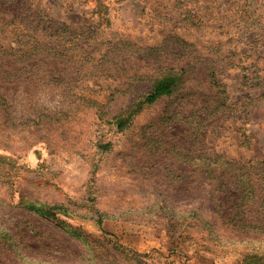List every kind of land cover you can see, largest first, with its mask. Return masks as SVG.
Listing matches in <instances>:
<instances>
[{"label":"rangeland","instance_id":"rangeland-1","mask_svg":"<svg viewBox=\"0 0 264 264\" xmlns=\"http://www.w3.org/2000/svg\"><path fill=\"white\" fill-rule=\"evenodd\" d=\"M17 15L30 16L32 26L42 19L76 28L81 45L92 26L85 49L101 48L97 59L111 43L155 55L69 87L46 81L54 66L0 87V264H128L131 256L148 264H239L264 250L259 187L255 199L237 204L236 191H214L210 173L190 186L189 128L198 120L182 95L147 106L123 130L109 121L160 69L185 68L208 93L213 70L230 109L204 121L197 149L207 165L220 160L225 183L243 170L260 185L264 0H0V45ZM44 27L34 33L52 38ZM133 75L140 80L130 88ZM81 94L107 101L109 115L99 118L88 100L79 104ZM27 201L62 205L70 215L43 217Z\"/></svg>","mask_w":264,"mask_h":264},{"label":"trees","instance_id":"trees-1","mask_svg":"<svg viewBox=\"0 0 264 264\" xmlns=\"http://www.w3.org/2000/svg\"><path fill=\"white\" fill-rule=\"evenodd\" d=\"M28 18H30V16L20 18L17 15L8 21V26L10 27V31H12V35L7 41L0 45V87L4 84L24 83L31 79V75H29V77L26 76L28 73L30 74V72L40 70L43 67L49 68L53 66L54 72L47 70L44 73V77L47 78L46 81L64 83V86L66 85L69 87L73 83L77 84L80 79L85 78V74H91L92 81L94 79H101L97 74H109L110 71L123 70L118 66H122L123 68L125 64L131 65L133 59H139L140 57L150 58L152 60L155 55L154 49L129 51L126 45L123 48H119L118 43L110 42V47L97 59L95 58V54H98L101 48L92 49L89 47L91 49L90 51L85 49L86 45H88V41L91 38H95L96 35L92 26L89 28L88 37L84 39L85 45H81L83 39L77 35L78 29L71 28L65 24L56 26L57 23H53L52 20L45 21L42 19L38 21V26H32V23H30V25L25 22ZM42 24L45 25L44 31L50 33L52 38L45 39L34 33L35 29L42 26ZM46 24L49 25L46 26ZM96 41L97 39H93L94 45H99ZM58 67H61V69H58ZM38 80L41 82L44 78L39 77ZM129 80L130 88L137 87L138 84L136 83L140 80V77L138 75H133ZM206 83L207 90H211L210 93L206 92V89H203V87L200 89V85L194 84L190 74L185 68L160 69L150 80L149 88L140 94L138 92L128 105L120 109L116 114H113L109 121L113 123L117 129L123 130L128 128L133 119L147 106L153 105L163 98H172L182 95V101L189 107L190 115L198 120V122L189 128V132L192 136L189 151L191 152L190 158L193 160L191 167L193 179L190 182V186L194 187L206 177L207 173H210L213 176L211 179L213 184H217L214 191H225L227 194L236 191L237 194L232 196L237 200L236 203L240 204L241 202L255 199L257 197L255 192L260 189L262 191L261 203L264 206V160L257 163V169H259L261 173L259 175H261L262 179H259L260 185L257 184V174L245 173L243 170H240L238 174L235 173L231 175L225 183L226 171H221L222 167L218 165L220 160L215 161L216 166L203 163L205 156L199 152L200 150L197 149V146L204 137V121L210 116L226 113L230 109L226 91L221 87L215 71L212 70L208 73ZM127 85L126 83L122 84L123 87ZM120 87L121 86L110 92V97L113 98V100H115V95L120 92ZM0 97L4 98V95L0 93ZM196 97L200 100L193 102L192 100ZM92 98L91 96L87 97L81 94L78 101L79 104H81L82 100H88L90 104L92 103L90 106H94L95 113L99 118L108 116V102L105 100L99 102L97 98ZM109 145L110 144H107L104 147H108ZM169 152H171V150H169ZM176 155L179 157L180 154L175 153L173 157H176ZM229 168L230 167H227L226 170ZM254 176L256 178H254ZM234 182L237 183V188H235V190L226 188L229 184ZM219 202L222 201L219 200ZM25 205L35 213L47 218H55L58 214L64 216L70 215L68 210L62 205H52L37 201H27ZM96 223L99 228L103 230L104 218L102 216L96 220ZM128 264H148V262L140 261L137 258L136 261H134L131 256ZM239 264H264V250L245 254L244 259L241 260Z\"/></svg>","mask_w":264,"mask_h":264}]
</instances>
